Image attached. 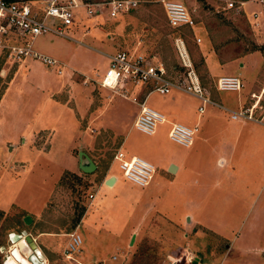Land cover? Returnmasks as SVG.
I'll return each instance as SVG.
<instances>
[{
    "label": "rangeland",
    "instance_id": "rangeland-1",
    "mask_svg": "<svg viewBox=\"0 0 264 264\" xmlns=\"http://www.w3.org/2000/svg\"><path fill=\"white\" fill-rule=\"evenodd\" d=\"M82 1L93 4L104 0ZM179 1L194 11L199 22L195 30L201 42H197L191 31L186 32L197 69L211 98L228 109L210 104L202 115L196 116L195 140L202 139L206 131L210 136L209 143L199 146V151L191 155L194 145L190 149L169 139L168 122L158 124L152 136L134 127L131 130L140 107L114 90L109 89L107 95L110 107L92 123L91 129L112 126L121 137L104 129L92 139L95 134L83 130L88 120L81 127L76 110L60 104L63 102L59 94L73 71L79 74L76 80L95 77L88 83L96 84V101L92 107L97 108L98 101L105 98L98 81L109 67L110 53L117 50H143L157 55L167 65L180 60L174 44L177 34L168 25L161 0H140L136 10L117 18L111 17L108 9L90 16L83 6L76 10L78 24L64 28L77 41L54 33L33 39L34 51L65 64L60 66L62 73L32 55L24 57L26 61L21 64L19 58L0 51V264H34L21 249L23 239L17 238L15 243L9 237L11 232L23 231L44 234L36 241L49 258L41 259L42 264H76L63 255L69 240L65 233L75 230L85 240L82 252L76 256L96 254L91 264L101 261L104 264H170L178 259L185 262L188 256H194L200 264H264V122L246 120L248 128L262 133L261 141L252 143L250 139L244 147L240 143L232 163L217 162L219 153L228 156L230 152L229 148V151L221 149L229 139L226 133L224 137L220 134L241 126L230 110H239L242 97L245 108L261 100L255 116L264 117V95L261 97L264 94V28H252L246 11L240 8L241 1L252 2L244 6L247 11L260 6L255 0ZM233 1L235 7L230 8ZM50 46L68 50L73 47L76 55L71 63L75 67L70 66L68 56L52 52ZM81 69L85 70L84 74ZM228 74L242 79L241 91L217 89L218 77ZM171 95L183 103H191L198 114L201 101L182 91L153 93L147 104L168 113L170 119L167 101ZM78 96L80 100L83 97ZM113 106L119 109L118 113L113 111ZM173 117V121H179ZM151 137L160 143L161 150L147 152L135 146L138 150L133 149L132 153L157 167L152 184L135 185L116 162L111 175L117 176V182L112 188L105 183V189H100L122 138H126L125 147L131 148L133 143ZM90 139L91 144L87 146ZM127 140L132 144H127ZM83 152L97 164L92 173L81 169V161L86 162ZM172 157L182 167L177 175L172 173L171 166L166 167V161ZM164 177L174 179L175 185L157 186ZM90 194H96V198L88 212L93 204ZM101 198L105 200L104 211L98 204ZM150 203L155 208L143 219L142 214ZM86 214L88 220L97 214L96 228L103 230L109 225L114 229L109 232L110 244L106 248L105 231L94 234L92 241L87 240L82 224ZM27 215L33 218L30 224L24 221ZM105 217H109L110 224L108 221L105 224ZM27 246L30 248L25 245L24 250ZM99 246L104 247L97 249Z\"/></svg>",
    "mask_w": 264,
    "mask_h": 264
},
{
    "label": "built area",
    "instance_id": "built-area-1",
    "mask_svg": "<svg viewBox=\"0 0 264 264\" xmlns=\"http://www.w3.org/2000/svg\"><path fill=\"white\" fill-rule=\"evenodd\" d=\"M161 2L171 27H184L194 31L199 25L194 11L184 2L179 0H161ZM255 2L260 6L259 9L247 11L244 6L246 3L252 2L245 1H241L240 8L246 11L248 22L252 28L261 30L264 28V0H255ZM139 5L140 0H104L93 4L77 0L34 2L0 0V51L4 50L9 57L15 56L19 59L32 55L48 66L59 68L58 73H62L60 66L65 64H61L56 58L34 51L32 48L33 39L40 35L54 33L77 41L66 34L64 28L77 22L76 10L83 6L87 7V14L90 16L99 15L102 10L108 9L111 17H118L120 14L137 9ZM229 7H235V2H231ZM196 40L198 43L202 41L201 37H197ZM175 47L179 54L180 65L172 69L153 53L139 49L118 50L109 55V67L103 78L98 81L102 87L114 90L122 97L130 99L140 106V112L133 126L136 130L149 136L156 133L158 124L167 122V116L163 112L147 104V98L154 92L165 95L178 90L196 96L202 100V106L199 108L200 113H203L206 106L210 104L225 108L206 94L185 38H176ZM243 86L242 79L236 75L221 76L217 81L219 91L239 92ZM140 89L142 92H137ZM142 94L145 96L141 99ZM254 108L255 105L248 109L232 110L231 112L238 120L262 122L263 116L258 119L255 116ZM197 132L198 125L189 126L182 122H175L169 130V139L188 148L194 144ZM114 161L119 164L124 176L140 187L148 186L156 173V166L151 161L139 155H128L122 148L116 151ZM95 196L96 194H90L92 200ZM14 234L25 238L22 233L11 232L9 236L11 240ZM68 236L69 240L63 255L66 260L77 261L76 255L82 252L84 238L77 230L69 233ZM193 258L194 256L191 258L188 256L185 262L178 259L170 264H200ZM9 259H11L10 256ZM99 264L104 263L101 261Z\"/></svg>",
    "mask_w": 264,
    "mask_h": 264
},
{
    "label": "crops",
    "instance_id": "crops-1",
    "mask_svg": "<svg viewBox=\"0 0 264 264\" xmlns=\"http://www.w3.org/2000/svg\"><path fill=\"white\" fill-rule=\"evenodd\" d=\"M80 2H83L82 0H80ZM162 3V2H161ZM163 5V4H162ZM80 8H83V7H80ZM79 8V9H80ZM136 10V9H135ZM134 11V10H133ZM130 13V12H129ZM129 13H126V14H129ZM126 14H123V16H120V17H124ZM119 17V18H120ZM167 17V16H166ZM114 18H117V17H114ZM78 18H77V22L75 23V24H73V25H76V24H78ZM167 22H168V20H167ZM72 25V26H73ZM168 25H169V27L170 28H172L173 30H174V32L177 34L176 36H175V39L176 38H178V37H183V38H185V40H186V43H187V46H188V48H189V50H190V52H191V55H192V58H193V54H192V51H191V49H190V47H189V44H188V41H187V39H188V37L189 36H187L186 35V32H187V30L188 31H191L192 33H193V36L195 37V39L197 38V37H201V36H199V35H197V31L196 30H194V31H192L191 29H186V28H184V27H181V28H174V27H171L170 26V24L168 23ZM184 31H185V34H184ZM65 43V42H64ZM174 44H175V42H174ZM67 45V44H66ZM68 46V45H67ZM69 47V46H68ZM50 48H53V47H51L50 46ZM121 50V49H120ZM49 51V50H48ZM57 51V53L59 54V55H61V56H68V59H69V63L71 64L70 66L72 67V68H74L75 66L71 63V62H73V58L75 57V53H73L74 52V49H73V47H70V49L68 50V49H66L65 47H63V46H61V47H59L58 49L57 48H53L52 49V52H56ZM118 51V50H117ZM116 51V52H117ZM174 51H175V49H174ZM50 52V51H49ZM115 53V52H114ZM114 53H110V55L111 54H114ZM67 54H69V55H67ZM175 55H176V57H177V53H176V51H175ZM109 58V57H108ZM20 61V63L22 64L24 61H26L25 60V58H22V59H20L19 60ZM193 61H194V58H193ZM109 64H110V58H109ZM194 64H195V61H194ZM180 65V60H178L177 59V63H175V64H173V65H167L170 69H172V68H175V67H177V66H179ZM243 67H244V65H242ZM19 67H20V65H19ZM18 67V68H19ZM208 67L209 68H211L210 67V64H209V62H208ZM195 68H196V71H197V73H198V75H199V77H200V79H201V82H202V84H203V86H204V89H205V92H206V94L209 96V97H211L212 95H211V93H210V91L207 89V87L205 86V83L203 82V79H202V77H201V75H200V72L198 71V69H197V66H196V64H195ZM78 70V69H77ZM178 70V69H177ZM80 71V70H79ZM81 73H85V70L84 69H81ZM175 73H177V72H175ZM79 74L78 73H74L73 71L68 75V78L66 79V85H65V87H63L61 90H62V92H60V94H59V96H62V97H60L61 99H62V102L63 103H60V104H65L66 106H67V108H68V110H69V108L72 110V111H74V110H76V117L81 121V127H82V123H84V120H88V122H87V127H84L83 126V130L86 132V130H90L92 133H94L95 134V136H92V139H94L95 137H97L98 135H101L100 133L102 132V130H107V129H110V130H112V132H113V134L114 135H116V136H120L121 137V134H118L117 132H116V130L112 127V126H103L102 128H100V130L98 129V128H93V129H91V126H92V123H96L97 122V120L98 119H100V117H101V114L103 113V111L104 110H106L108 107H110L109 106V103H110V100H108L107 99V95L109 94V89L108 88H104V87H102V93H103V95H105V98L100 102V101H98L99 102V104H98V107L97 108H95V107H92V105H93V103H95V96H94V93H95V90H96V84H91V83H88L89 82V79L90 78H92V77H90V76H87V78L86 79H84L83 81H82V79H79V80H76V78H77V76H78ZM233 75H236V74H228V75H223V76H233ZM238 75V74H237ZM15 76V75H14ZM89 77V78H88ZM221 76H219L218 77V79L220 78ZM14 78V77H13ZM80 78V77H79ZM95 78V77H94ZM94 78H92V79H94ZM217 79V80H218ZM98 81V80H97ZM258 87V86H257ZM104 90H106V91H104ZM264 90V89H263ZM263 90H261V94L263 93ZM142 92V90L140 89V90H138L137 92ZM175 91H178V90H174V92ZM154 93H156V92H154ZM171 93H173V91L171 92ZM171 93H169V94H171ZM153 94V93H152ZM78 95H83V97L81 98V100L79 99V96ZM263 95L264 94H262V96L261 97H263ZM144 94H142V96H141V99L142 98H144ZM193 96V95H192ZM194 97H196V96H194ZM259 97V96H258ZM196 98H198V97H196ZM148 99V98H147ZM199 99V98H198ZM262 99V98H261ZM200 101H201V103H202V100L201 99H199ZM258 102V103H257ZM167 103L170 105V110L171 111H168L169 112V114H170V116H172V118L170 117V119L168 118V116H167V114L165 113V112H163V111H161V112H163L166 116H167V122L169 123V126H170V128H171V126H172V124L173 123H175V122H182V123H184V124H187V125H189V126H195V125H198V123H195V121H196V116L197 115H202L205 111H206V108H205V111L203 112V113H200V111H199V108H200V106H202V104L200 103L199 104V107H198V114H197V112L195 111V110H193V107L191 106V103L190 104H187V103H183L182 101H179V99L177 98V96L176 95H171L170 96V98L168 99V101H167ZM245 103H246V101L244 100V97H242V102H241V104H240V106H238V107H240L239 108V110H242V109H248V108H251L252 106H254L255 105V108H254V110L256 111V112H258V110H259V108H257L259 105H261V100H257L256 101V103H253L252 105H248L247 106V108H245L246 106H245ZM102 104V105H101ZM137 104V103H136ZM140 107V106H139ZM207 107V106H206ZM112 109H113V111H115L116 113H118V111H119V109L118 108H115V106H113L112 107ZM222 109H224V110H228L226 107L225 108H222ZM239 110H233V111H239ZM66 111H67V109H66ZM230 111H232V110H230ZM139 112H140V110L138 111V113L135 115V117H134V119H133V121H132V124H131V130H132V127H134L133 125H134V121H135V119H136V117H137V115L139 114ZM72 115V114H71ZM173 116H176V118L177 119H179V121H173L172 119H175ZM264 118V117H263ZM251 121V120H250ZM253 122H256V123H260V124H262L264 121H262V122H258V121H254V120H252ZM236 122L237 123H240L241 124V126L239 127V128H237V126H235V128H233L234 130H232V132H228V131H226V132H223L222 134H220V136L221 137H224V135H225V133H226V135H227V137H228V139L229 140H227V143L228 144H225V145H223L222 147H221V149H225L226 151H229V149H230V152L228 153V156H222L220 153H219V157H218V159H217V162L218 163H221V162H223V163H229V162H231L232 163V161L234 162L235 161V155H236V152H237V149H238V146H239V144L241 143L242 145V147H244L245 146V143L246 142H248L250 139L252 140V143H257V142H259V141H261V139H262V133L261 134H258V133H255L256 131L255 130H253L252 128L250 129V128H248V122H240V120H238V119H236ZM235 122V123H236ZM166 123V122H165ZM170 128H169V130H170ZM169 130H168V137H169ZM258 132H259V130H257ZM228 133L230 134V135H228ZM209 136H210V134H209V132H204V135H203V137H202V139L200 138V139H198V140H194V146H193V148L195 149H193V148H190V147H188V148H190V149H193V150H191V152L189 153V155H191V154H194L195 153V151L197 152V151H199V149H200V147L202 148V146H203V144H206V143H209ZM264 136V135H263ZM123 139V141H122V145L119 147V148H122L128 155H135V154H133L132 153V150L134 149L135 151L136 150H138L139 148H140V150H142V149H146L147 150V152H151V151H154V150H161V145H160V143H158V141L156 140V138L155 137H151V138H149L148 140H145V141H142V142H140V143H137L136 142V144H134L133 143V145H132V147L131 148H126L125 147V140H126V138H122ZM259 140V141H258ZM199 141H201L200 142V145H197V143L199 142ZM225 140H222V141H220V142H224ZM87 146L89 145V144H91V139L89 140V141H87ZM132 144L131 142H130V140H127V144ZM160 145V146H159ZM227 145H228V147H227ZM135 146H137V148L138 149H136L135 148ZM191 146V147H192ZM200 146V147H199ZM205 146V145H204ZM197 147H198V150H197ZM226 147V148H225ZM119 148H117V150L119 149ZM215 148V147H214ZM213 147H212V149H214ZM229 148V149H228ZM116 150V151H117ZM116 151H115V153H116ZM84 153V155L85 154H87V153H85V152H83ZM115 153L113 154V158H114V155H115ZM90 157V156H89ZM91 158V157H90ZM112 158V160L114 161V159ZM92 159V158H91ZM93 160V159H92ZM94 161V160H93ZM95 163V162H94ZM113 163H116V161H114V162H112V165H111V167L106 171V177H105V179H104V181H102V183L99 185V187H100V189H102V190H104L105 188L104 187H106L105 185V183H107V181L109 180V178H111L112 177V175H111V168H112V166H113ZM172 164H174V165H176V163H175V161L173 160V157L172 158H169L167 161H166V167H169V166H171ZM97 165V164H96ZM181 169H182V167H181V165H179V164H177L176 165V170L175 171H172V173H174L175 175H177V174H179V172L181 171ZM156 170H157V167H156ZM113 176H115V175H113ZM154 178V177H153ZM117 176H115V181L113 182V184H111V185H109V187L110 188H112V186H114L115 185V183L117 182ZM153 180V179H152ZM152 184V182H150V184L149 185H151ZM148 185V186H149ZM156 185L157 186H159V187H166V188H172L174 185H175V183H174V179H172V178H166V177H164V179L162 178L161 180H159L157 183H156ZM177 185V184H176ZM101 187H103V188H101ZM108 187V186H107ZM147 187V186H146ZM95 198H96V196H95ZM95 198H94V200H93V204L91 205V207L88 209V212L90 211V209L92 208V206L93 205H95ZM105 203V200L103 199V198H101L100 199V201L98 202V204L101 206V208H102V211H104V209H103V204ZM154 205L152 204V203H150V204H148V207H147V210L146 211H144L143 212V214H142V217H143V219L144 218H147V217H149V215L151 214V210L152 209H154L155 207H153ZM100 208V209H101ZM99 209V210H100ZM150 210V213L148 212ZM97 216V214L95 215V214H93L92 215V217L88 220V215L86 214L85 216H84V218L82 219V224H83V230H84V233H85V235H86V237H87V240H91L92 241V239L95 237L94 236V234L96 235L97 233H99V232H102V231H105V236L107 237V239H106V242L104 243L105 244V247L104 246H99L97 249H100L101 247H104V248H106L107 246H108V243H109V238H110V235H109V232H110V230H114L113 228L111 229L110 227H109V225H107V229L106 228H103V230L101 229V228H96L97 227V225H98V221H95V217ZM192 217V216H191ZM96 219H99L98 218V216L96 217ZM104 219V222L105 221H108V224H110L111 222H109V217H105V218H103ZM88 220V221H87ZM103 223V222H102ZM107 222H105V224H106ZM82 224L80 225V227L82 226ZM104 224V223H103ZM82 228V227H81ZM97 229V230H96ZM79 231V230H78ZM80 232V231H79ZM134 232V231H133ZM66 234V236H67V238H68V233H65ZM41 235H44L43 233L42 234H40V235H32L34 238H35V240L36 241H38V238H39V236H41ZM104 235H102L101 236V240L102 241H104ZM83 236V235H82ZM85 241V240H84ZM110 244V243H109ZM40 248V247H39ZM93 253H95V252H93ZM40 254L43 256L42 258L43 259H47V260H49V258L47 257V255L44 253V251L42 250V248H40ZM99 254V253H98ZM94 255H96V254H94ZM94 255H92L93 257H94ZM92 256L90 255V256H85V255H81V256H79V257H77V261L75 262L76 264H91L92 262H93V259H92Z\"/></svg>",
    "mask_w": 264,
    "mask_h": 264
},
{
    "label": "water",
    "instance_id": "water-1",
    "mask_svg": "<svg viewBox=\"0 0 264 264\" xmlns=\"http://www.w3.org/2000/svg\"><path fill=\"white\" fill-rule=\"evenodd\" d=\"M83 155H84V153H83ZM85 156H86V162L81 161V165H80L81 169L85 173H92L97 168V165L94 163V161L88 155L85 154ZM172 170L173 171L176 170V166L174 164L171 165V171ZM114 181H115V176H112L107 181V184L111 185V184H113ZM24 219H25L24 221L27 224H30L33 221V218L30 215L25 216ZM22 234L25 235L26 243H27V245L30 246V248H29L30 252L29 253H27L28 246L25 248V251L23 248H21L24 251V254L26 256H28L29 260L31 262H33L34 264H37V263L42 264L41 259H43V258L40 256V248H39L35 238L31 234H28L26 231H23ZM12 240H14L13 235H12Z\"/></svg>",
    "mask_w": 264,
    "mask_h": 264
},
{
    "label": "bare ground",
    "instance_id": "bare-ground-1",
    "mask_svg": "<svg viewBox=\"0 0 264 264\" xmlns=\"http://www.w3.org/2000/svg\"><path fill=\"white\" fill-rule=\"evenodd\" d=\"M17 238H19V236L13 235V239H14L15 243L17 241ZM20 239H23V241L25 242L24 245H22V248L24 249V246L27 245L26 240H25V238H20ZM19 248H21V247L19 246ZM29 252H30V249L27 250V253H29Z\"/></svg>",
    "mask_w": 264,
    "mask_h": 264
},
{
    "label": "trees",
    "instance_id": "trees-1",
    "mask_svg": "<svg viewBox=\"0 0 264 264\" xmlns=\"http://www.w3.org/2000/svg\"><path fill=\"white\" fill-rule=\"evenodd\" d=\"M12 1H15V0H12Z\"/></svg>",
    "mask_w": 264,
    "mask_h": 264
}]
</instances>
